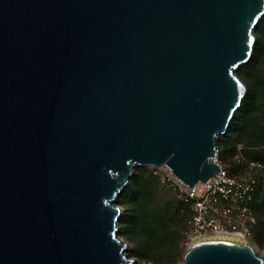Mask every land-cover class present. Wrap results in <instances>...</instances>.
I'll use <instances>...</instances> for the list:
<instances>
[{"label": "water", "instance_id": "water-1", "mask_svg": "<svg viewBox=\"0 0 264 264\" xmlns=\"http://www.w3.org/2000/svg\"><path fill=\"white\" fill-rule=\"evenodd\" d=\"M264 0H0V264H136L112 202L138 165L188 186L245 86ZM184 264H264L242 238Z\"/></svg>", "mask_w": 264, "mask_h": 264}, {"label": "rangeland", "instance_id": "rangeland-1", "mask_svg": "<svg viewBox=\"0 0 264 264\" xmlns=\"http://www.w3.org/2000/svg\"><path fill=\"white\" fill-rule=\"evenodd\" d=\"M257 26L258 23L253 30L255 39L262 36L260 26ZM240 74L246 78L242 80L245 92L247 90L245 82L250 80L256 85L257 97L248 116L247 127L241 131L237 129L233 133L235 151L225 159H221V155L220 159L218 158L224 168L235 175L246 173L248 160H258L251 157V153L264 152V48L255 62L243 66ZM220 150L218 147L219 154ZM262 170L264 180V167ZM133 175L134 179H138L135 191L139 192V196L135 197L130 192L134 183L128 181L112 202L114 206L120 208L117 235L126 243L125 253L133 258L136 264H184L183 252L188 245L186 224L190 209L178 199L169 170L164 164L138 165L133 168L131 176ZM144 183L146 186L142 185ZM151 190H154V196L150 194ZM262 200L264 182L258 194V202ZM164 208L167 209L166 214L163 212ZM156 213L169 218L168 222L164 223V231H160L162 235H158L157 230H151L153 220L151 215L155 217ZM255 231L256 228L252 229L246 241L257 254L264 257V233L257 237Z\"/></svg>", "mask_w": 264, "mask_h": 264}, {"label": "built area", "instance_id": "built-area-1", "mask_svg": "<svg viewBox=\"0 0 264 264\" xmlns=\"http://www.w3.org/2000/svg\"><path fill=\"white\" fill-rule=\"evenodd\" d=\"M213 161L218 166L217 172L191 186L166 166L178 199L190 209L186 224L188 244L209 236L229 233L247 240L256 221L252 202L264 182L261 175L264 164L258 160H248L246 173L235 175L224 168L217 153Z\"/></svg>", "mask_w": 264, "mask_h": 264}, {"label": "trees", "instance_id": "trees-1", "mask_svg": "<svg viewBox=\"0 0 264 264\" xmlns=\"http://www.w3.org/2000/svg\"><path fill=\"white\" fill-rule=\"evenodd\" d=\"M259 26H260L262 36L261 37L258 36L255 39L251 56L249 57V59L246 62L240 64L235 69V74L241 79V81L242 80L244 81V79H246V78L242 77L240 74V71L243 68V66L248 65L250 63L252 64L253 62H255L257 56L259 55L260 52H262V50L264 48V15L261 17V19L258 22L257 27H259ZM245 84L247 86V90L245 92V95L241 99V103H240L239 107L234 112L233 117L230 120L229 125L227 126L226 132L223 134H219V136L216 140V143H215L216 148L217 149H218V147L221 148L220 154L217 152L218 158L221 155V159H225L227 156L231 155L235 151V138L233 136V133L237 129L241 131L247 127L248 116H249V114H250V112L254 106V103L256 101L257 88L255 87L256 85L253 82H251L250 80H247L245 82ZM251 157L258 159L264 163V152L251 153ZM129 181L131 182V184L134 183L130 192H132V194L135 197L139 196V192L135 191V187L137 185L138 179H134V175H133V176H131ZM142 185L146 186V183H144ZM260 188H259V190H260ZM151 189H153V187ZM259 190L254 195L253 202H252V210H253V214H254L255 220H256L252 229L254 230V228H256L255 232L257 234V237H259L260 235H262L264 233V200H262L261 202L260 201L258 202ZM134 191H135V193H134ZM151 191H152V193H150V194H152V196H154V194H155L154 190H151ZM146 193L147 192L145 191V194ZM142 208H144V207L142 206ZM163 212L166 214L167 209L164 208ZM151 217H153V220L151 222L152 228L150 227L151 230L152 229L157 230L158 235H162L161 232L164 231V226H165L164 223L168 222L169 218L166 216L157 214V213H156L155 217L153 216V214L151 215ZM124 219H126L125 216H124Z\"/></svg>", "mask_w": 264, "mask_h": 264}, {"label": "bare ground", "instance_id": "bare-ground-1", "mask_svg": "<svg viewBox=\"0 0 264 264\" xmlns=\"http://www.w3.org/2000/svg\"><path fill=\"white\" fill-rule=\"evenodd\" d=\"M164 166H166L165 164H164ZM168 167V166H167ZM169 168V167H168ZM171 170V169H170ZM172 172V171H171ZM173 173V172H172ZM174 174V173H173ZM175 175V174H174ZM224 236H226V237H239V238H242L243 239V237H240V236H238V235H236V234H234V233H229V234H226V235H224ZM244 240V239H243ZM245 242H247L246 240H244ZM248 243V242H247Z\"/></svg>", "mask_w": 264, "mask_h": 264}]
</instances>
